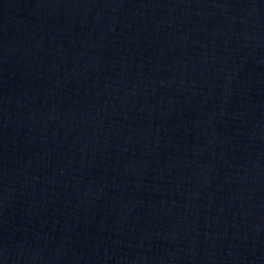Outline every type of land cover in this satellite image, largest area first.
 Here are the masks:
<instances>
[{
	"label": "water",
	"instance_id": "obj_1",
	"mask_svg": "<svg viewBox=\"0 0 264 264\" xmlns=\"http://www.w3.org/2000/svg\"><path fill=\"white\" fill-rule=\"evenodd\" d=\"M0 264H264V0H0Z\"/></svg>",
	"mask_w": 264,
	"mask_h": 264
}]
</instances>
